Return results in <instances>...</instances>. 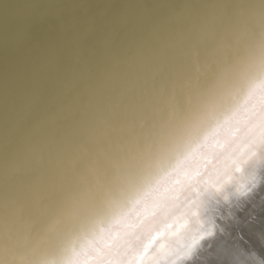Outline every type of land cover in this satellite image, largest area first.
I'll use <instances>...</instances> for the list:
<instances>
[{
  "label": "snow or ice",
  "instance_id": "6c2138e0",
  "mask_svg": "<svg viewBox=\"0 0 264 264\" xmlns=\"http://www.w3.org/2000/svg\"><path fill=\"white\" fill-rule=\"evenodd\" d=\"M262 157L264 0L0 4V264L195 260L215 218L171 238Z\"/></svg>",
  "mask_w": 264,
  "mask_h": 264
},
{
  "label": "bare ground",
  "instance_id": "6f19581e",
  "mask_svg": "<svg viewBox=\"0 0 264 264\" xmlns=\"http://www.w3.org/2000/svg\"><path fill=\"white\" fill-rule=\"evenodd\" d=\"M254 173L259 177H264V157L254 158L252 162L242 165L239 171L235 168L228 171L231 179L227 180L224 185V194L229 197V201H225L223 196L211 201L205 200V203L199 208V218L188 216L186 227L180 230L178 237H173L171 240L183 239L187 241L198 230L211 228L213 218H215L217 226L216 236L202 242L197 259H186L181 264H217L218 256L215 244L216 240L220 239L219 228L223 225H232L227 213L232 210L231 206L236 204V197L233 193L242 185H248ZM240 202L245 205L243 211L239 213L241 223L231 228V237L229 238L230 243L237 247L241 253L236 259L239 264H264V245H262V240H264V179L258 180V188L248 196L241 198ZM210 246L211 251L209 250Z\"/></svg>",
  "mask_w": 264,
  "mask_h": 264
},
{
  "label": "water",
  "instance_id": "95a60500",
  "mask_svg": "<svg viewBox=\"0 0 264 264\" xmlns=\"http://www.w3.org/2000/svg\"><path fill=\"white\" fill-rule=\"evenodd\" d=\"M25 3L27 0H0V4L3 3Z\"/></svg>",
  "mask_w": 264,
  "mask_h": 264
}]
</instances>
